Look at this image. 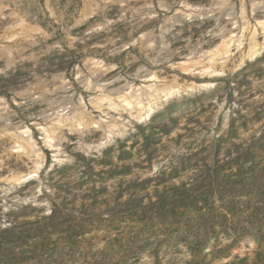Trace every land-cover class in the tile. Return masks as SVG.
<instances>
[{
    "label": "rangeland",
    "instance_id": "1",
    "mask_svg": "<svg viewBox=\"0 0 264 264\" xmlns=\"http://www.w3.org/2000/svg\"><path fill=\"white\" fill-rule=\"evenodd\" d=\"M89 1L0 0V44L15 15L41 29L30 33L32 43L13 46L9 65L0 56L5 121L27 123L40 146L33 123L42 122L48 99L83 95L98 115L77 73L88 57L114 65L107 81L138 83L139 68L201 81L176 62L217 43L233 14L240 22L242 7L251 24L264 15L250 0H229L220 13L168 22L163 38L160 27L182 0L165 7L160 0H92L95 10L79 20ZM186 1L208 9L219 0ZM148 31L158 36L150 47L133 42ZM233 66L227 62L210 89L170 99L99 150L78 148L79 135L64 131L65 161L54 162L42 146L39 177L6 191L3 179L30 163L0 135V264H264V52ZM58 74L66 89L58 88ZM100 137L97 130L85 140Z\"/></svg>",
    "mask_w": 264,
    "mask_h": 264
},
{
    "label": "bare ground",
    "instance_id": "2",
    "mask_svg": "<svg viewBox=\"0 0 264 264\" xmlns=\"http://www.w3.org/2000/svg\"><path fill=\"white\" fill-rule=\"evenodd\" d=\"M91 1L85 4L79 20L87 17L95 10L93 6L94 4L98 5V3H91ZM228 1L219 0L214 3L215 6L211 5L208 9H204L182 0V8L161 25L159 37L164 38L163 34L169 28L168 22H174L181 15L206 16L215 9H218L220 13ZM250 1L252 11L259 8L264 9V0ZM159 5L165 7L166 0H160ZM1 11L0 15L2 14ZM235 18L234 14L229 18L232 26L220 28L217 43L207 49L194 50L189 56L187 55L183 60L176 62V67L184 74L198 75L201 81L179 82L176 77L167 80L160 78L156 71L146 68H139L136 71L135 76L138 77V83L124 78L107 81L106 75L114 70V65L101 58L88 57L86 59V71L78 68L77 73L82 86L92 91L88 101L94 111L99 112L98 115H94L93 111L89 109L83 95L77 96V99L66 100L64 96L58 100L48 99V108L42 114V122L33 123L38 125L36 129L40 130L39 139L42 140V146L54 152L52 154L54 162L65 161L62 156L60 141L63 138L62 133L67 130L69 133L79 135L81 141L78 148L86 151L99 150L115 137L124 135L132 121L145 122L170 99L213 87L211 79L225 73L227 62L232 60L234 69H239L248 61L255 60L264 52V15L255 18L254 24H251L246 18L245 8L242 7L240 22L237 23L239 20ZM13 19V24L4 28L5 33L2 36L4 42L0 44V56L6 57L8 65L13 62V46L19 45L23 40H29L32 43V34L30 33L41 31L38 26L29 25L18 15H15ZM171 19L172 21H169ZM16 26H20L21 30H12ZM156 37L158 36L153 31L141 32V35L133 42L136 41L148 48L156 40ZM166 46V40L163 39L162 49H165ZM63 78L62 74H58L56 77L59 82L57 85L59 89H66L69 83ZM120 81L123 83L115 86ZM35 92V89L33 91L28 90L24 94L30 96ZM40 96L45 97L41 91ZM6 107L5 100L0 97V120L4 123L0 135H6L8 138L10 144L8 150L11 154L12 152L16 153L18 157L26 159V163H30V165L25 171H12L10 175L6 176L3 180L9 186L3 188L4 191L38 178L46 164L42 146L38 145L28 124L24 121H19L16 124L5 121L10 116V113L5 110ZM97 130L101 132L100 139L97 142H86V136Z\"/></svg>",
    "mask_w": 264,
    "mask_h": 264
}]
</instances>
